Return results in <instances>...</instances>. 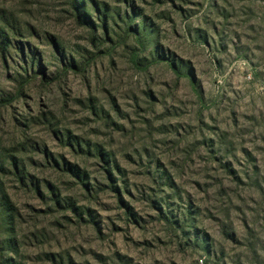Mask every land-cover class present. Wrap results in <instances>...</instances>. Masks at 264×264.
<instances>
[{"label":"rangeland","instance_id":"obj_1","mask_svg":"<svg viewBox=\"0 0 264 264\" xmlns=\"http://www.w3.org/2000/svg\"><path fill=\"white\" fill-rule=\"evenodd\" d=\"M79 5L0 0V264H264V0Z\"/></svg>","mask_w":264,"mask_h":264},{"label":"trees","instance_id":"obj_2","mask_svg":"<svg viewBox=\"0 0 264 264\" xmlns=\"http://www.w3.org/2000/svg\"><path fill=\"white\" fill-rule=\"evenodd\" d=\"M71 4L72 6L78 10V17H84L85 18V12L80 10V5H79V0H71ZM21 35V34H19ZM72 65H74V63H72ZM1 102H5V99L3 98H0V103ZM11 165L14 166V168L16 169V174H18V170H19V163L17 161H14L11 163ZM9 170V166H8V162L6 160V157L2 158V156L0 155V171H3V170ZM4 200V201H3ZM2 206L4 207V209L6 210V216H5V219H3L8 225L10 224L11 222V219H12V215L9 212V209H10V205L8 204V202L6 201L5 197H2ZM7 242V245L8 246H11V243L9 240L6 241ZM5 242V243H6Z\"/></svg>","mask_w":264,"mask_h":264}]
</instances>
